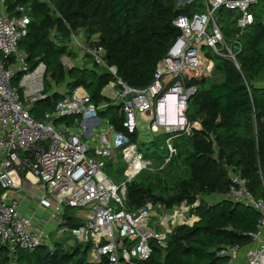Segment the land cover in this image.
<instances>
[{"label": "built area", "instance_id": "obj_1", "mask_svg": "<svg viewBox=\"0 0 264 264\" xmlns=\"http://www.w3.org/2000/svg\"><path fill=\"white\" fill-rule=\"evenodd\" d=\"M20 1L11 0L8 5L7 0H0V246L11 255L19 250L53 247L49 231L53 227L57 234H69L79 245H89L90 256L97 262L103 258L109 264L145 262L153 253L152 242L166 250L177 228L193 227L200 220L196 210L202 201H184L173 207L149 202L131 210L127 204L128 184L154 166L131 138L139 131L141 120L153 134L164 129L171 136L161 148L168 152L162 170L171 162L178 154L174 140L182 134L192 135L187 110L197 89L187 88L184 76L188 70L200 67V45H207L238 66L233 46L242 50L239 36L232 46L227 42L217 13L222 9L239 13L236 28L243 32L255 23L252 8L261 0H177L178 7L200 3L198 7L203 10L174 20L181 34L158 65L152 83L141 89L127 86L119 78L118 69L108 65L99 35L72 31L67 26V40L57 28L53 29L50 41L66 48L60 57L66 71L99 67L113 77L102 90L104 100L98 105L83 87L70 92L66 83L58 84L50 77L51 89L47 88L48 66L40 62L33 68L29 55L20 50L32 23V7ZM39 1L61 17L49 0ZM15 80H19L18 88L13 86ZM56 94L60 99L45 113L44 120L33 118L32 108ZM111 106L119 108L124 130L117 132L108 123L109 129L100 135L101 146L88 145L85 137L95 136L94 128L103 123L100 114ZM169 106L174 107V122L168 116ZM75 116L82 118L78 123L81 134H70L67 125L59 124ZM117 156L127 165V181L121 185L106 173L107 163ZM136 161L141 166L130 175ZM227 171L231 185L226 197L256 211L260 220L256 231L248 235V245L221 247L216 256L221 264H264V197L257 199L234 167ZM65 207L84 212L77 219L80 226L69 225Z\"/></svg>", "mask_w": 264, "mask_h": 264}, {"label": "trees", "instance_id": "obj_2", "mask_svg": "<svg viewBox=\"0 0 264 264\" xmlns=\"http://www.w3.org/2000/svg\"><path fill=\"white\" fill-rule=\"evenodd\" d=\"M49 1L61 17L52 14L39 0L19 2L32 7L29 36L20 48L29 55L33 68L40 62L50 67L58 59L57 70L52 74L57 83H66L70 92L85 88L96 105L103 102L101 92L113 77L99 67L66 71L59 61L66 48L50 41L51 31L57 28L67 40V26L72 31L99 35L108 65L118 69L119 78L127 86L141 89L152 83L158 65L181 34L174 20L190 14L195 5L178 7L177 0ZM90 21H96L97 26L89 28ZM222 32L231 46L239 36L242 50L233 46L238 66L203 44L200 67L188 70L184 76L185 86L197 89L187 110L192 135L182 134L174 140V146L179 151L176 156H183L181 167L189 178L176 184L172 194L171 189L152 183L132 182L127 187V204L133 211L149 202L173 207L184 201L194 204L200 199L202 204L196 210L200 220L193 227L177 228L166 250L152 242L151 257L138 264H221L217 249L248 245V235L257 229L260 215L226 196L231 185L227 168L234 167L247 181L250 192L257 199L264 197V15H255V23L243 32L237 28L233 35L225 29ZM210 72L221 74V81L210 82ZM59 99L57 94L53 98L55 102ZM119 113L118 107L111 106L100 117H110L108 123L120 132L124 129ZM131 139L137 143L138 132ZM157 190L161 191L160 196L156 195ZM216 196L220 199L214 204L206 200ZM80 223L69 220L71 227ZM53 243V247L19 250L15 255L0 246V264H109L107 258L90 262L89 245L65 251L61 243Z\"/></svg>", "mask_w": 264, "mask_h": 264}, {"label": "rangeland", "instance_id": "obj_3", "mask_svg": "<svg viewBox=\"0 0 264 264\" xmlns=\"http://www.w3.org/2000/svg\"><path fill=\"white\" fill-rule=\"evenodd\" d=\"M11 0H7V3L9 5ZM200 3L197 5L195 4L193 7H191V11H202L203 9L198 7ZM10 8V7H9ZM225 11H219L217 13V21L221 29H225L228 32H230L232 35L236 31V19L239 17V13L237 12H229L228 10L224 9ZM252 13L257 16H263L264 15V0H261L259 5L254 6L252 8ZM235 40V39H234ZM233 40V41H234ZM21 49V48H20ZM22 50V49H21ZM208 52V49H205V53ZM0 57L2 55L0 54ZM58 59L55 58L54 62H52V65L50 64L48 67V74H47V88H50L49 79L50 77L53 78L52 74L53 71L56 69L57 66L56 63ZM60 61V60H59ZM217 61V60H215ZM208 80L212 83L220 82L221 81V74L210 72L208 75ZM57 78H54L53 82H58L56 80ZM172 78H169V80ZM65 84V83H64ZM13 86L15 88H18L19 86V80H15ZM61 87V85H59ZM55 104V101L53 99L38 104L37 106H34L32 110L30 111L33 118H36L38 121L44 120V115L46 112L51 111L53 106ZM173 113V108L169 106L168 108V116L170 118L171 114ZM120 114V113H119ZM121 115V114H120ZM110 117L102 116L101 120L103 123L101 125H98L94 128L95 136L93 138L91 137H85V140L87 141L88 145L90 146H98L100 147V135L105 133L108 129V120ZM82 122L81 117H70L63 119L59 124L67 125L69 127V133L70 134H81L82 128L79 126L78 123ZM147 124H143L142 122L139 123V131H138V139H137V145L139 151L144 155V157L148 160L153 161V169L152 170H146L148 172L140 174L133 182L138 183H152L155 187L161 186V188L167 187L170 190V193L172 194V189L178 184L182 179L189 178V173L185 171L181 167V160L183 156L178 155L174 156L173 163L165 170L162 171V165L163 160L168 157V152L166 150H162V147H166V140L167 135L164 129L160 130L158 133L153 134L152 132H149L147 129ZM174 141V145H175ZM183 145V143H182ZM179 154V151H178ZM172 159V160H173ZM126 163L123 161L121 156H117L116 158L110 160L107 163L106 173L107 175L114 180V182L117 185H121L124 182H126L127 178L125 176V170H126ZM11 192L13 190H10ZM161 191L157 190L156 195L160 196ZM209 203L214 204L218 200L216 197L206 199ZM115 206V205H114ZM116 207V206H115ZM65 213L66 217L70 220H77L78 218H82L84 215V212L80 209H73L69 207H65ZM42 214V213H40ZM53 242H59L61 245H63V249L65 251H69L71 249H74L78 247V243L76 242L75 238L72 237L69 234L66 235H59L57 232L52 236ZM54 244V243H53ZM90 256V255H89ZM90 262H94L91 256L88 258Z\"/></svg>", "mask_w": 264, "mask_h": 264}, {"label": "crops", "instance_id": "obj_4", "mask_svg": "<svg viewBox=\"0 0 264 264\" xmlns=\"http://www.w3.org/2000/svg\"><path fill=\"white\" fill-rule=\"evenodd\" d=\"M172 107V106H171ZM173 108V113L171 114V116H170V122H174L175 121V119H174V107H172ZM101 119V118H100ZM141 122L143 123V124H146V122L144 121V120H141ZM28 205H26V207H27ZM27 209V208H26ZM49 231H50V233H51V235H54L55 233H56V230L53 228V227H50L49 228ZM89 255H90V253H89ZM90 257V256H89ZM94 262H97V261H95V260H93Z\"/></svg>", "mask_w": 264, "mask_h": 264}, {"label": "bare ground", "instance_id": "obj_5", "mask_svg": "<svg viewBox=\"0 0 264 264\" xmlns=\"http://www.w3.org/2000/svg\"><path fill=\"white\" fill-rule=\"evenodd\" d=\"M141 166V163L139 161H136V164L132 167V169L129 171V174L132 175L135 173L134 169ZM32 178V177H31ZM33 179V178H32Z\"/></svg>", "mask_w": 264, "mask_h": 264}, {"label": "water", "instance_id": "obj_6", "mask_svg": "<svg viewBox=\"0 0 264 264\" xmlns=\"http://www.w3.org/2000/svg\"><path fill=\"white\" fill-rule=\"evenodd\" d=\"M97 26V22L96 21H90L89 22V28H94Z\"/></svg>", "mask_w": 264, "mask_h": 264}]
</instances>
